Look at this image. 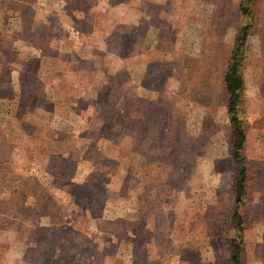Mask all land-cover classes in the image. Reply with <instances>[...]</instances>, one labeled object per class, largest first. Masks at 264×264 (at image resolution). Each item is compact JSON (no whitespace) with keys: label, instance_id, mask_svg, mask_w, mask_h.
I'll use <instances>...</instances> for the list:
<instances>
[{"label":"rangeland","instance_id":"obj_1","mask_svg":"<svg viewBox=\"0 0 264 264\" xmlns=\"http://www.w3.org/2000/svg\"><path fill=\"white\" fill-rule=\"evenodd\" d=\"M243 24V261L264 264V0H0V264H231Z\"/></svg>","mask_w":264,"mask_h":264},{"label":"trees","instance_id":"obj_2","mask_svg":"<svg viewBox=\"0 0 264 264\" xmlns=\"http://www.w3.org/2000/svg\"><path fill=\"white\" fill-rule=\"evenodd\" d=\"M244 13H249L251 9L243 6ZM251 25L243 24L239 27L232 47L230 58L226 64L224 73V86L227 95V107L231 130V150L235 161L240 165L239 176L235 187L236 206L232 214L236 224V236L231 242L230 262L231 264H245L244 257V232L245 213L247 211L245 203L246 182L248 179V159L245 155L247 143V130L243 120L239 116V107L242 102V92L245 88V79L241 67L244 59L245 46L250 33Z\"/></svg>","mask_w":264,"mask_h":264}]
</instances>
